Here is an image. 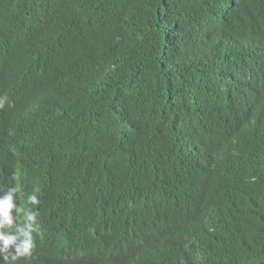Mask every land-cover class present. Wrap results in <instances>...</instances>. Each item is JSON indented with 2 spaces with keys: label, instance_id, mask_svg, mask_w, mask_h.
I'll list each match as a JSON object with an SVG mask.
<instances>
[{
  "label": "trees",
  "instance_id": "16d2710c",
  "mask_svg": "<svg viewBox=\"0 0 264 264\" xmlns=\"http://www.w3.org/2000/svg\"><path fill=\"white\" fill-rule=\"evenodd\" d=\"M250 67L262 78L264 0H0V131L18 159L0 189L25 172L86 235L116 193L134 236L30 264H264V87L227 86Z\"/></svg>",
  "mask_w": 264,
  "mask_h": 264
},
{
  "label": "clouds",
  "instance_id": "9594fccd",
  "mask_svg": "<svg viewBox=\"0 0 264 264\" xmlns=\"http://www.w3.org/2000/svg\"><path fill=\"white\" fill-rule=\"evenodd\" d=\"M4 62L2 64H5ZM255 67L249 70L239 69L228 76V85L241 79L256 81L259 87H264V74L258 79L254 75ZM223 89L225 87H222ZM5 101L0 99V118L6 119L4 112ZM11 134L1 130L0 142L2 165L14 164V159L7 150L6 144ZM25 172H14L12 181L0 189V264H30L31 261H40L49 256L61 260H69L73 255L80 257L95 253L98 250H107L112 247L129 248L134 236L126 231L120 221L119 206L116 199L109 206H90L89 212L94 216L97 235L90 231L87 235L83 229L75 227L69 217L58 213L55 207L44 206L36 190H28L22 184ZM152 196L145 191L144 182L140 185V195L135 205L138 220L141 226L147 216L142 204ZM158 203L162 204L161 195H155ZM174 211V207H168ZM180 223L182 214L174 211ZM62 219L65 228L62 227ZM100 223L104 225L101 227ZM167 230L168 225H166ZM122 240V243H120ZM150 237L144 230L141 243L149 241ZM140 243V244H141Z\"/></svg>",
  "mask_w": 264,
  "mask_h": 264
},
{
  "label": "bare ground",
  "instance_id": "6f19581e",
  "mask_svg": "<svg viewBox=\"0 0 264 264\" xmlns=\"http://www.w3.org/2000/svg\"><path fill=\"white\" fill-rule=\"evenodd\" d=\"M144 205V204H143Z\"/></svg>",
  "mask_w": 264,
  "mask_h": 264
}]
</instances>
